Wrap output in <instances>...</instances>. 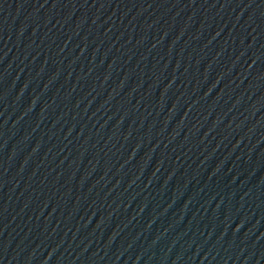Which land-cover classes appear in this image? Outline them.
<instances>
[{
    "label": "water",
    "instance_id": "95a60500",
    "mask_svg": "<svg viewBox=\"0 0 264 264\" xmlns=\"http://www.w3.org/2000/svg\"><path fill=\"white\" fill-rule=\"evenodd\" d=\"M0 264H264V0H0Z\"/></svg>",
    "mask_w": 264,
    "mask_h": 264
}]
</instances>
